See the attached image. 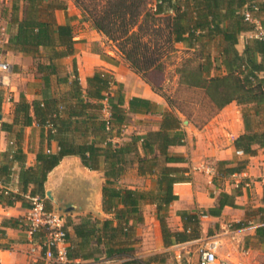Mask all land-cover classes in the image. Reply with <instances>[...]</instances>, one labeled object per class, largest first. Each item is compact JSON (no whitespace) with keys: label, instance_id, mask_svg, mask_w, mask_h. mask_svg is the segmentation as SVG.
Returning a JSON list of instances; mask_svg holds the SVG:
<instances>
[{"label":"trees","instance_id":"trees-1","mask_svg":"<svg viewBox=\"0 0 264 264\" xmlns=\"http://www.w3.org/2000/svg\"><path fill=\"white\" fill-rule=\"evenodd\" d=\"M74 1L83 18L106 35L134 71L158 92L152 73L163 70L166 59L176 50L175 44L184 43L192 49V57L176 69L179 85L203 91L214 109L212 114L233 101L245 106L246 132L235 143L245 153H254L255 143L264 146V40L247 38L242 51L237 47L241 35L254 30V24L245 20V10L254 11L257 6L254 14L264 23V0ZM64 7L56 0H15L12 6L11 21L17 30L11 34L9 46L39 59L37 71L43 85L40 97L33 100L20 93L14 101L12 121H0L9 141L8 148L0 154V183L4 185L0 188V203L13 206L21 202L30 209L31 197L46 196L48 174L65 156L77 155L84 166L103 172L102 206L111 217L83 215L80 222L72 224V236L68 220L73 218L66 216L68 257L74 264L77 259L102 254L129 257L123 264H166L170 252L147 258L134 256L135 225L144 219L142 205L153 203L166 246L190 239L186 232L192 220H184L185 231L174 232L164 218L168 204L178 197L173 185L181 169L170 163L184 158L171 154L169 147L184 142V133L178 130L182 120L170 110L160 111L151 99L134 96L126 100L122 84L109 72L95 71L87 77L86 87L81 84L75 63L73 77L61 74L57 60L74 54L77 42L73 25L56 20L55 10ZM64 85L66 89H62ZM3 94L0 88V114ZM161 94L177 105L172 97ZM105 107L110 112L109 119L104 115ZM130 113L161 114L160 129L134 133L125 139ZM34 123L40 126L42 144L36 163L27 165L22 145L24 128ZM53 141L57 143L56 150L52 148ZM134 164L140 175L154 177L153 188L118 185ZM16 172L18 189L10 190ZM45 203L52 209L48 200ZM6 220L21 221L28 230L25 216ZM258 232L264 235V226ZM32 236L40 242L46 230L38 229Z\"/></svg>","mask_w":264,"mask_h":264},{"label":"crops","instance_id":"crops-1","mask_svg":"<svg viewBox=\"0 0 264 264\" xmlns=\"http://www.w3.org/2000/svg\"><path fill=\"white\" fill-rule=\"evenodd\" d=\"M14 1L0 0V51L12 64L11 80L13 76L23 75L24 78L30 79L27 76L32 75L33 79L38 80L40 90H32V87L26 84L14 85L12 82L7 87L0 86L4 91L2 108L6 107L8 88L14 95V101L22 92L29 100H33L40 97L43 85L41 74L37 71L38 62L35 64L33 62L38 58L13 50L9 46V38L17 30L16 24L11 21ZM56 1L62 2L65 6L55 10L57 22L61 24L70 22L77 40L75 53L57 60L61 74L70 73L73 77L75 63L81 84L86 87L87 77L95 71L109 72L122 84L126 100L134 96L151 99L159 105L160 111L170 110L182 120L178 130L184 133V142L169 147L171 154L184 158L183 161L170 163L181 169L176 174L177 179L173 185V191L178 197L168 204L164 218L169 230L174 232L185 231L184 220H192L188 223L186 232L190 239L166 246L161 222L157 218L156 205L144 203L142 205L144 219L135 225V236L138 240L134 244V256L147 258L154 254L170 252L168 262L173 258L172 264H186L184 260L176 258L179 255L182 258L186 256L187 252L181 249L191 246L197 249V246L200 248L203 243L216 242L219 259H229L235 264H264V235L258 232V229L264 226V146L255 143L252 146L254 153H245L235 143L236 139L246 132L243 118L245 106L233 101L215 113H209L203 120L197 114H193L191 119L180 106L170 104L143 76L126 65L114 44L112 46L117 50L102 52L93 48L92 42L95 41H100L102 47L106 46V43L101 41L104 34L83 18L82 11L74 0ZM4 11H8L7 16ZM247 35L248 33H245L242 37L248 38ZM246 39L238 43L239 50L244 49ZM31 66L32 69L27 72ZM116 88L117 85H114L113 90ZM22 89L27 90L24 92ZM62 89H66V86H62ZM56 90L59 91L60 87L56 86ZM203 95L206 103L212 108L208 98L204 93ZM104 102L106 103V100ZM13 109L14 104L10 111L7 110L8 114L2 110L0 121H12ZM130 115L131 118L124 128L125 139L134 133L145 134L150 130L160 129L161 114L130 113ZM40 132L37 123L24 128L22 145L27 153V165L36 163V153L42 144ZM8 143V133L1 129L0 154L8 148ZM43 145L46 146V141ZM52 148L57 149L55 141L52 142ZM238 149L243 150V154H238ZM141 153L143 154L142 149ZM80 179L96 190V202L103 207L102 187L105 181L103 172L84 166L77 155H67L61 160L48 174L45 188L46 191L55 192L66 184L78 182ZM17 182L16 172L8 189L17 190ZM119 183H125L121 186L134 189H151L154 187V177L148 174L140 175L137 164H134ZM3 187L4 185L0 183V188ZM28 210L21 202L13 206H4L0 203V264H46L39 249L32 251L39 238L28 234L21 221L6 220L11 217H24ZM86 214H93L102 219L111 217L104 210L102 215L90 209L73 212L70 214L73 220H68L72 236H74L72 224L80 222V217ZM187 214L190 217L187 218ZM151 227L153 231L150 230ZM198 258L199 253L195 252L192 264H197ZM128 259L129 257L111 258L102 254L88 260L77 259L75 264H123ZM168 262L166 264H169Z\"/></svg>","mask_w":264,"mask_h":264},{"label":"built area","instance_id":"built-area-1","mask_svg":"<svg viewBox=\"0 0 264 264\" xmlns=\"http://www.w3.org/2000/svg\"><path fill=\"white\" fill-rule=\"evenodd\" d=\"M258 10L255 6L254 11L246 9L245 20L254 24V30L248 32V38H260L264 40V23L255 16L254 12ZM13 74L12 64L0 51V86L7 87L11 84V75ZM105 117L109 119L110 112L105 107ZM1 130V123H0ZM238 154H243V150L238 149ZM33 206L28 210L25 218L28 224L27 233L33 235L38 229H45L46 236L42 241L35 243L32 251L39 249L46 261V264H74L75 261L68 257V247L70 242L65 228V215L58 214L53 209L46 207L45 198L41 196L31 197ZM216 242L205 244L199 248V258L197 264H235L229 259H219Z\"/></svg>","mask_w":264,"mask_h":264},{"label":"rangeland","instance_id":"rangeland-1","mask_svg":"<svg viewBox=\"0 0 264 264\" xmlns=\"http://www.w3.org/2000/svg\"><path fill=\"white\" fill-rule=\"evenodd\" d=\"M82 11V10H81ZM3 13H5V15H8V11H4ZM88 21V20H86ZM77 30L79 29V27L76 28ZM247 37L245 36L240 37V40H245ZM101 41L105 42L106 46L102 47L100 44V41H95L92 42V46L95 49H98L100 51H104V50H115L116 48H113V42H110L109 38L106 35H103ZM176 50L171 54V56L169 58L166 59L165 61V65L163 70L161 71H157V72H153L151 77L154 79L155 81V85L157 86V89L159 90V92L168 95L170 97L173 98V101L181 106V108L185 111V113H187V115L192 119V115L193 114H197L198 116H201V120H203L205 118V116H208L209 113H212L214 111L213 108L209 107V104L206 103V101L204 100V95L201 91L195 90L193 91L191 88H186L184 86L179 85V74L177 73V67L180 66L183 61L188 58V57H192L193 53H192V49L187 48V46L184 43H177L175 44ZM117 50V49H116ZM107 52V51H106ZM119 55L121 56V58L123 59L124 63L126 65H128L130 68H132L130 66V64L127 62V60L124 58V56L122 55V53L119 51L118 52ZM39 59L34 60V64L35 62H38ZM30 69H32V66L29 68V70H27V72H30ZM140 76H142L141 74H138ZM30 79H27L26 77L24 78L23 75H19V76H13L11 82L14 83V85H24L26 84L28 87H32V90H37L39 91L40 87H39V82L37 79H33L32 75L31 76H27ZM151 78V79H152ZM21 90V89H20ZM27 89H22V91L26 92ZM14 104V95L11 92L10 88H8L7 91V100H6V107L3 106L2 110L4 113H7V110L10 111V109L12 108ZM97 175V173H95ZM125 183H119L118 185H124ZM76 195H80L81 194V189L78 190H74ZM45 198V202L48 200L51 203V207L53 208V203L52 201L47 198V196L44 197ZM70 214L72 213H66V216H70ZM153 231V228L151 227V229ZM153 240H154V234H153ZM136 242L137 243V238L136 237ZM202 245H205L204 243ZM201 245V246H202ZM199 245L197 246V249L194 247H188V248H184L181 249V251H185L187 252L185 257H181V255H179L177 258V260H184V262L186 264H192V257L194 255L195 252L199 253ZM175 254V253H174ZM173 259V258H172ZM170 260L168 263L172 264L173 260Z\"/></svg>","mask_w":264,"mask_h":264},{"label":"water","instance_id":"water-1","mask_svg":"<svg viewBox=\"0 0 264 264\" xmlns=\"http://www.w3.org/2000/svg\"><path fill=\"white\" fill-rule=\"evenodd\" d=\"M2 114H0V119ZM81 189V194L76 195L74 190ZM96 190L92 189L88 183L80 179L78 182L66 184L55 192L52 190L46 191V196L53 202V211L65 215L90 209L100 215L103 213V207L99 206L95 198Z\"/></svg>","mask_w":264,"mask_h":264}]
</instances>
